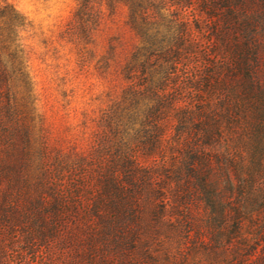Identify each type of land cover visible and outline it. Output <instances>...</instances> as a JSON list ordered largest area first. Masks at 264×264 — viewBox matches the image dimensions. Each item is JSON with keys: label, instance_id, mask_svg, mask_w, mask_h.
Returning <instances> with one entry per match:
<instances>
[{"label": "trees", "instance_id": "1", "mask_svg": "<svg viewBox=\"0 0 264 264\" xmlns=\"http://www.w3.org/2000/svg\"><path fill=\"white\" fill-rule=\"evenodd\" d=\"M77 2L64 37L84 71L88 47L108 33L97 70L109 106L92 148L73 158L51 144L39 110L23 38L29 22L0 0V264H106L99 236L114 235L121 255L165 226L187 238L193 208L213 202V170L233 164L229 132L258 128L264 87L253 46L263 43L262 19L245 0ZM83 116L87 136L95 120ZM65 172L75 180L69 210L41 195ZM77 236L87 237L88 250ZM39 247L46 255L31 262Z\"/></svg>", "mask_w": 264, "mask_h": 264}, {"label": "rangeland", "instance_id": "2", "mask_svg": "<svg viewBox=\"0 0 264 264\" xmlns=\"http://www.w3.org/2000/svg\"><path fill=\"white\" fill-rule=\"evenodd\" d=\"M7 1L29 22L23 34L24 44L38 84L39 110L45 114L51 130V144L62 155L75 158L79 152L92 148L94 134L102 130L97 120L101 111L109 106V88L97 70L98 61L108 50V33L98 35L96 42L88 47L92 57L83 71L78 63V48L64 37L77 10V0ZM245 4L262 19L259 31L263 43L254 45L253 49L261 55L257 71L264 87V0H245ZM124 16L125 13L119 18L123 20ZM224 50L223 45L220 57H224ZM86 112L95 121L88 124L87 136H84L83 114ZM254 115L258 119L257 130L229 132L228 138L235 144L231 149L233 164L213 170L210 178L213 202L193 208L195 216L190 236L186 238L184 232L174 229L166 231L165 226L150 236L143 235L138 249L127 247L121 255L119 252L124 250L118 248L114 235L99 236L97 245L105 248V241L108 245L106 264H264L263 100L259 101ZM66 175L67 172L62 181L56 179L55 190L41 193L49 206L58 203L62 209H68L75 202V180ZM31 193L40 194L36 190ZM73 241L76 244L80 241L82 248L88 250L87 237L77 236ZM143 243L149 247L147 252ZM54 249H59L58 244ZM66 251L67 256L74 254V246L67 244ZM102 251L105 252L101 249L100 254ZM45 255L46 249L39 247L28 259L35 262Z\"/></svg>", "mask_w": 264, "mask_h": 264}]
</instances>
